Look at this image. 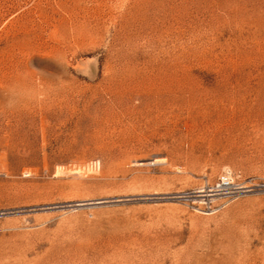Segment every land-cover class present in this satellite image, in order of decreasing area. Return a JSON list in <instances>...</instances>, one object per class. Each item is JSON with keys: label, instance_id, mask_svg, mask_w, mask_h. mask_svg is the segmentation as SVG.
<instances>
[{"label": "rangeland", "instance_id": "374dc122", "mask_svg": "<svg viewBox=\"0 0 264 264\" xmlns=\"http://www.w3.org/2000/svg\"><path fill=\"white\" fill-rule=\"evenodd\" d=\"M0 264H264V0H0Z\"/></svg>", "mask_w": 264, "mask_h": 264}, {"label": "built area", "instance_id": "2783aa9c", "mask_svg": "<svg viewBox=\"0 0 264 264\" xmlns=\"http://www.w3.org/2000/svg\"><path fill=\"white\" fill-rule=\"evenodd\" d=\"M230 184H231V181L228 180V179H226V178H224V179L222 180V183L220 184V186H228V185H230Z\"/></svg>", "mask_w": 264, "mask_h": 264}]
</instances>
